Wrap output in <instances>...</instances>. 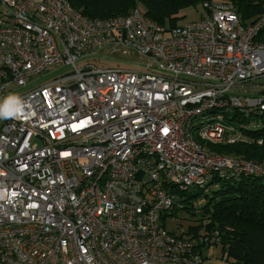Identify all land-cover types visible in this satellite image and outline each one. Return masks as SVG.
Listing matches in <instances>:
<instances>
[{"label":"built area","instance_id":"built-area-1","mask_svg":"<svg viewBox=\"0 0 264 264\" xmlns=\"http://www.w3.org/2000/svg\"><path fill=\"white\" fill-rule=\"evenodd\" d=\"M263 26L222 0L173 27L0 0V100L26 104L0 119V264H203L217 230L166 225L178 192L264 175L208 147L241 139L231 112L264 110ZM114 54L134 64L104 65Z\"/></svg>","mask_w":264,"mask_h":264},{"label":"trees","instance_id":"trees-1","mask_svg":"<svg viewBox=\"0 0 264 264\" xmlns=\"http://www.w3.org/2000/svg\"><path fill=\"white\" fill-rule=\"evenodd\" d=\"M210 0H69L73 8L87 18L124 16L138 7L150 20L161 26L173 27L181 19L179 12L189 6L202 5ZM224 1V0H222ZM233 4L241 23L256 19L264 12V0H227ZM256 39L264 42V26ZM240 128L241 139L234 143H211L217 153H231L246 159L264 160V110L250 116L233 113ZM230 119L235 120L233 117ZM214 184L215 186H211ZM207 190L190 188L177 193V207L188 210L191 199L200 192L206 201L198 210V221L216 229L220 253L231 264H264V175L249 174L237 180L213 177ZM176 207L173 208L174 214ZM171 214V213H170ZM169 213L162 216H168ZM194 231V228H191ZM202 253L207 246L198 244Z\"/></svg>","mask_w":264,"mask_h":264},{"label":"rangeland","instance_id":"rangeland-1","mask_svg":"<svg viewBox=\"0 0 264 264\" xmlns=\"http://www.w3.org/2000/svg\"><path fill=\"white\" fill-rule=\"evenodd\" d=\"M213 1L214 0H210L208 2L212 3ZM224 2L231 3V1H227V0H224ZM203 9L204 8L202 7V5L198 4L196 6H189L181 10L179 12V16L181 17V19L176 23V25H182L187 22L197 20L200 17L201 13L203 12ZM165 26L168 27V24H165ZM133 59L134 57L130 58L129 56H124L120 54H114L111 56L109 55L106 57L107 62H104V65L109 64V65H114V66L118 65L121 67H129L134 64ZM262 82H264V78L262 79ZM210 115L211 114L208 113L205 116H210ZM231 123L239 125V122L237 121H231ZM223 143L228 144L226 142H223ZM205 144L207 145V143ZM222 154H225V153H222ZM228 155L233 156L231 153H229ZM249 160H252L259 165H264V160L263 161H257L253 159H249ZM205 201H206V198L204 196V193L200 192L199 194L195 195L193 199H191V204L188 206V210L180 209L179 207L176 206V209L174 211V220H173L174 222H168L166 225V228L173 229L177 223L181 224L183 228H186L188 222L191 223V221L195 220L199 216L198 210L204 204ZM196 225H197V228L203 227L201 223L196 224ZM208 229L210 230L211 227Z\"/></svg>","mask_w":264,"mask_h":264},{"label":"clouds","instance_id":"clouds-1","mask_svg":"<svg viewBox=\"0 0 264 264\" xmlns=\"http://www.w3.org/2000/svg\"><path fill=\"white\" fill-rule=\"evenodd\" d=\"M24 99L16 93H8L0 100V119L16 118L24 113Z\"/></svg>","mask_w":264,"mask_h":264},{"label":"crops","instance_id":"crops-1","mask_svg":"<svg viewBox=\"0 0 264 264\" xmlns=\"http://www.w3.org/2000/svg\"><path fill=\"white\" fill-rule=\"evenodd\" d=\"M263 77H260L254 81L255 84L260 88V94L264 95V82ZM204 262L203 264H231L229 261L223 258L220 253L219 247L215 244L207 246L202 251Z\"/></svg>","mask_w":264,"mask_h":264}]
</instances>
